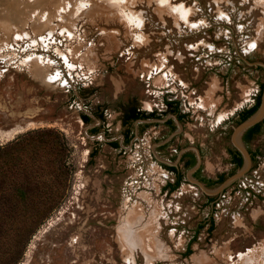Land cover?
Segmentation results:
<instances>
[{"label":"rangeland","instance_id":"374dc122","mask_svg":"<svg viewBox=\"0 0 264 264\" xmlns=\"http://www.w3.org/2000/svg\"><path fill=\"white\" fill-rule=\"evenodd\" d=\"M263 83L264 0H0V146L59 135L39 161L48 182L26 175V210H7L24 235L16 264L264 263V132L241 174L225 150L227 120ZM164 97L185 115L180 136ZM131 108L161 119L124 123ZM184 145L229 182L203 188L184 170L167 190Z\"/></svg>","mask_w":264,"mask_h":264},{"label":"trees","instance_id":"16d2710c","mask_svg":"<svg viewBox=\"0 0 264 264\" xmlns=\"http://www.w3.org/2000/svg\"><path fill=\"white\" fill-rule=\"evenodd\" d=\"M262 85H260V91L257 94L254 103L248 108L240 112V120H244L251 115L260 104ZM172 111L178 110V101H167ZM154 113L143 114L138 112L135 108H131L130 111L124 117V123L132 121L142 117L152 116ZM84 121H88L86 115L81 116ZM260 123H256L251 126L247 131L245 138L249 140L250 135L259 131ZM30 138H26V134L15 142L0 146V264H16L25 246L24 237L20 235V230L16 226H11L15 217H12L7 210H26V175L32 180L35 179L40 182H48L43 176H50V168L45 164H40V160L50 157L52 153L58 152L54 146V142L59 139L57 132L53 130H39L29 132ZM40 134V138L36 139V135ZM52 136L43 141L44 136ZM129 140L128 133L126 132L124 141ZM47 143H52L48 145ZM35 144H39L38 148ZM113 146H117L116 142H111ZM36 149L37 151H34ZM40 150V151H38ZM44 153V154H43ZM46 154H49L48 156ZM46 155V156H45ZM45 156V157H44ZM237 166L242 165L241 156H237ZM192 163V162H191ZM175 172L174 167H168ZM180 174L173 183H167L165 185L169 190H173L180 182ZM224 178L220 177L218 182H221ZM39 194V196H38ZM37 195L30 196L31 206L35 210H40L42 201H46V192L42 196V190ZM21 207V208H20ZM4 215L1 216V213ZM7 214L8 216H6ZM16 239L18 241H16ZM189 252V249H186Z\"/></svg>","mask_w":264,"mask_h":264},{"label":"crops","instance_id":"0c3cea01","mask_svg":"<svg viewBox=\"0 0 264 264\" xmlns=\"http://www.w3.org/2000/svg\"><path fill=\"white\" fill-rule=\"evenodd\" d=\"M179 110V109H178ZM177 109L176 111H170L171 113L167 114V116L165 117V119L163 120V123H164V127H166V129L170 132V134H172L173 136L175 135H178L180 136V128H181V123L184 122V114H179L177 112H179ZM239 110V109H238ZM176 113L178 115H180L181 119L180 118H177L176 116ZM237 113V111L235 112ZM235 113L233 116H231L228 120H227V127H230L232 129V131L234 130V127L237 126L242 120L239 119L238 115L235 116ZM150 117H153L152 119L150 120H159L161 119L160 117L156 116L155 113L150 116ZM170 117V118H168ZM147 117H142V119H146ZM168 118V120H166ZM148 119V118H147ZM149 120V119H148ZM166 120V122H164ZM264 119L258 121L257 123H260L261 121H263ZM134 121H139V118L138 119H135ZM141 121V120H140ZM143 122H146L145 120H143ZM256 124V123H255ZM143 125V124H142ZM253 126V125H252ZM250 128V127H249ZM247 128L245 131L242 132V134L240 135V140L242 142V144L244 145V147L246 146V143L244 141V138H243V135L244 133H246V131L249 129ZM132 132V131H131ZM261 132V131H260ZM128 133V131H127ZM132 134L131 133H128V136H131ZM173 137H168L167 139H169L168 141L171 142V140ZM167 143L166 142H162V145L160 146L161 149L167 151L168 148H165L167 147L170 143ZM234 144V143H233ZM202 147L198 146V147H188L186 145L184 146H181L179 147L178 149V153L173 157V160L174 162H177V164L173 163V164H164V166L169 170L171 171L172 173L174 171L170 170L168 167H174L175 169V173L177 172V174H180L181 176H183V173L185 174V171H186V174H187V177L188 179H192L195 183H197L198 185H201L203 188H208L207 186H215V185H218V184H222L224 182V179L221 181V182H218V180L216 179H208L207 177L205 176H199V169L201 170V167H200V164H199V160H200V156H201V152H202ZM226 148H229L233 151H236L237 154H239L242 158V163L244 161V158L242 156V153L241 151L238 149L237 146H228ZM246 148V147H245ZM246 150L248 151V149L246 148ZM173 151V149H172ZM249 152V151H248ZM249 155H250V152H249ZM189 157V159H187ZM188 160V161H186ZM186 161V162H185ZM192 162V163H191ZM251 163H253V160L250 156V163H249V166L251 165ZM248 166V167H249ZM240 168L237 167L236 169ZM185 170V171H184ZM184 171V172H183ZM188 172V173H187ZM196 172V173H195ZM203 173V172H202ZM209 176V175H207ZM212 178V177H211ZM175 180V178H174ZM172 183V182H170ZM167 190H169L168 188H166ZM240 224V223H239ZM238 224V225H239ZM240 226V225H239ZM238 226V227H239ZM237 227V226H236Z\"/></svg>","mask_w":264,"mask_h":264},{"label":"water","instance_id":"95a60500","mask_svg":"<svg viewBox=\"0 0 264 264\" xmlns=\"http://www.w3.org/2000/svg\"><path fill=\"white\" fill-rule=\"evenodd\" d=\"M262 119H264V83H263L262 89H261L260 104H259L258 108L251 115H249L247 118L242 120L237 126H235L233 133H232V142L234 143L235 146L238 147V149L241 151L242 156L244 158V161L241 165L242 167H240L241 170L238 172V174H241L244 171H246V169H248V166L250 163L249 152L246 150V148L242 144V142L240 140V135L247 128L251 127L252 125H254L255 123H257L258 121H260ZM233 178H231V180ZM228 182H229V180L227 182H224L223 184L228 183Z\"/></svg>","mask_w":264,"mask_h":264},{"label":"flooded vegetation","instance_id":"af4514ba","mask_svg":"<svg viewBox=\"0 0 264 264\" xmlns=\"http://www.w3.org/2000/svg\"><path fill=\"white\" fill-rule=\"evenodd\" d=\"M251 105H252V104H251ZM251 105H246V106L240 108L239 110H237V113H235V116L238 115V117H239V119H240V112H242V111L245 110V109H248ZM178 111H179V110H178ZM177 113L181 114L180 111L177 112ZM177 113H176L177 118H180V119H181L180 115H178ZM184 116H185V115H184ZM168 118H170V117H168ZM168 118H167L166 120H168ZM183 118H184L183 120H185V117H183ZM166 120H165L164 122H166ZM260 131H263V132H264V120L260 122L259 131L253 133L252 135H250L249 140H252V139H253V138H254V137H255ZM245 135H246V133H244L243 138H244V141H245V143H246V145H247V147H248V151L250 152V156H251V158H252V160H253V162H254V160L256 161V159L259 157L260 152H259V150L256 151L255 149H252V148L249 146V140L245 138ZM225 150H226V159H227V161L229 162V166H230V167L227 169V171L229 172L231 169L233 170L234 168L236 169V168L238 167V166H237V160H236V158H237V156H240V155L237 154L236 151H233V150H231V149H229V148H225ZM187 159H189V157H188ZM186 161H188V160H186ZM186 161H185V162H186ZM227 171H226V172L223 171V170H222V171H219V172L216 174L215 177H212V178H211V176L203 175L202 170L199 169V176H202V175H203V176L207 177L208 179H216V180H219L220 177L224 178V176L228 173ZM195 173H196V172H195ZM173 175H174L175 180H176V179H177V176H178L177 172H176V173L173 172ZM182 177H183V176H180V180H181Z\"/></svg>","mask_w":264,"mask_h":264},{"label":"bare ground","instance_id":"6f19581e","mask_svg":"<svg viewBox=\"0 0 264 264\" xmlns=\"http://www.w3.org/2000/svg\"><path fill=\"white\" fill-rule=\"evenodd\" d=\"M128 218H126L125 220H126V222L124 223L125 225L124 226H126L125 227V231H127V233H126V235H128L127 237L128 238H130L131 237V235L132 234H128V232H132V229L131 228H127V225H130V223H132L133 221H135V217H133V214L132 215H130V216H127ZM128 219V220H127ZM131 219L133 220L132 222H131ZM143 223V222H142ZM125 235V234H124ZM129 235H130V237H129ZM145 235V234H144ZM151 249V248H150ZM149 249V250H150ZM253 260V259H252ZM263 261H264V259H263ZM261 264H264L263 262L261 263Z\"/></svg>","mask_w":264,"mask_h":264},{"label":"built area","instance_id":"2783aa9c","mask_svg":"<svg viewBox=\"0 0 264 264\" xmlns=\"http://www.w3.org/2000/svg\"><path fill=\"white\" fill-rule=\"evenodd\" d=\"M57 73V71H54V73L52 74V73H50L51 74V79H54V80H56L57 79V75H58V73ZM56 78V79H55ZM54 80H52V81H54ZM163 104H164V106H167L168 104L166 103V100L167 101H174V98H166V97H164L163 99ZM176 101V100H175ZM179 106V105H178Z\"/></svg>","mask_w":264,"mask_h":264}]
</instances>
